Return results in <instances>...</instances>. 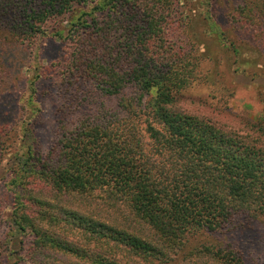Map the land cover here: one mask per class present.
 Returning <instances> with one entry per match:
<instances>
[{"label": "trees", "instance_id": "trees-1", "mask_svg": "<svg viewBox=\"0 0 264 264\" xmlns=\"http://www.w3.org/2000/svg\"><path fill=\"white\" fill-rule=\"evenodd\" d=\"M218 1L207 0V16L224 14L236 40L264 54V0H235L229 11ZM184 2L0 0V33L12 44L37 40L47 61L45 48L56 43L37 86L57 83L71 105L96 90L136 91L125 108L102 105L70 128L61 129L62 113L48 152L31 144L18 157L5 182L14 225L0 239V264H167L190 252L193 264L207 262L204 254L210 264H235L221 242L185 244L228 230L236 245L247 244L264 216V118L242 134L176 107L199 62L182 37ZM6 50L0 57L13 60Z\"/></svg>", "mask_w": 264, "mask_h": 264}, {"label": "rangeland", "instance_id": "rangeland-1", "mask_svg": "<svg viewBox=\"0 0 264 264\" xmlns=\"http://www.w3.org/2000/svg\"><path fill=\"white\" fill-rule=\"evenodd\" d=\"M184 1L188 19L182 37L194 44L192 52L197 54L199 62L196 79L178 95L176 107L209 120L226 131L251 134V124L264 118V54L258 53L244 41L236 40L224 14L218 18L215 15L208 17L207 0ZM234 2L219 0L218 6L221 10L229 11ZM227 29L231 31L230 35L226 34ZM1 40L6 42H0L1 51L7 48L5 53L8 51L14 58L5 61L2 59L3 54L0 57V239L3 240L7 225H14L10 186L5 182L9 170L18 167V157L22 154L26 156L27 147L31 144H36L41 153L46 154L59 135L62 113L67 112V116L60 123L61 129L63 125L70 128L102 105L115 108L123 102L124 105L120 107L125 108L136 91L128 87L117 96L106 97L96 90L86 96L82 105H71L68 101H62L57 83L47 82L43 87L36 85L47 61L52 60L58 52L56 43L55 46H46V61L39 54L37 40L32 41L29 47L26 42L12 44L7 32L0 33ZM230 40L238 47L236 52ZM134 101L136 103L134 99L131 102ZM134 109L135 120L143 130L144 108L138 103ZM254 222L258 226L252 227L247 244L241 245L242 248L234 242L235 230H228L191 237L185 244L186 250L193 246H211L221 242L223 244L220 246L232 249L231 262L264 264V216ZM7 235L8 247L11 250L18 249L19 233L14 230ZM190 253H186L182 259L176 257L175 261L167 264H177L179 259L182 264H193L195 258L192 259ZM205 258L209 260L206 262ZM201 259L204 261L201 264L212 263L208 254H204ZM10 260H15V257L11 256Z\"/></svg>", "mask_w": 264, "mask_h": 264}]
</instances>
